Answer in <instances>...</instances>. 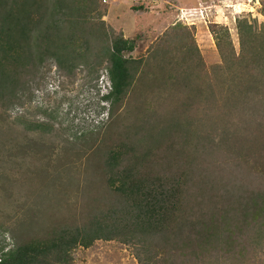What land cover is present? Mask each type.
Wrapping results in <instances>:
<instances>
[{
    "label": "trees",
    "instance_id": "trees-1",
    "mask_svg": "<svg viewBox=\"0 0 264 264\" xmlns=\"http://www.w3.org/2000/svg\"><path fill=\"white\" fill-rule=\"evenodd\" d=\"M107 13L100 0H0V120L52 58L68 75L106 63L110 125L127 123L115 135L110 126L87 153L103 180L98 201L50 227L32 211L0 225L15 240L0 242V264H73L77 248L97 241L129 246L139 264H264V21L237 20L239 51L229 29L214 25L221 62L210 69L194 29L177 23L151 45L155 67L127 56L139 37L107 26ZM148 87L157 100L131 106ZM6 162L0 157L3 190L17 181Z\"/></svg>",
    "mask_w": 264,
    "mask_h": 264
},
{
    "label": "rangeland",
    "instance_id": "rangeland-1",
    "mask_svg": "<svg viewBox=\"0 0 264 264\" xmlns=\"http://www.w3.org/2000/svg\"><path fill=\"white\" fill-rule=\"evenodd\" d=\"M216 2L203 5L205 10L194 14L175 16L176 8L172 4L177 5V0H119L116 2L118 16L103 19L107 26L125 31L127 38L139 37L136 51L127 56L143 58L155 67L157 61L153 59L151 45L156 39L177 23L193 28L203 63L210 69L221 62L211 32L214 25L229 29L234 47L239 51L237 20L251 17L264 21L260 0ZM110 3L111 0L107 3L100 0L102 11ZM139 5L150 10L133 11L132 8ZM172 51L175 56L183 53L181 47ZM55 63L52 58L46 59L38 73L29 77L26 92L19 95L21 99L2 112L0 157L7 161L6 173L17 180L11 188L8 185L7 190H3L0 183V225H4L5 230L16 221L24 220L23 216L31 211L34 212L31 218L41 228L50 227L57 220L69 222L81 217L98 201L103 189L100 172L97 173L95 163L86 158L93 147L99 146L106 132L115 128L114 124L110 125L109 103L103 100L110 90L107 64L80 67L68 75ZM36 90L41 91V101L35 100ZM139 90L141 93L143 90L140 97L143 100L131 106L151 103L158 98L157 89ZM24 122L42 124L50 131L27 133ZM124 124L127 126L126 122ZM124 124L116 127L113 135L125 132ZM129 124H138V121L130 118ZM91 133L97 134L96 143L89 142ZM4 241L15 243L9 232H0V242ZM73 256V264H139L132 249L118 241H97L89 249L77 248Z\"/></svg>",
    "mask_w": 264,
    "mask_h": 264
},
{
    "label": "crops",
    "instance_id": "crops-1",
    "mask_svg": "<svg viewBox=\"0 0 264 264\" xmlns=\"http://www.w3.org/2000/svg\"><path fill=\"white\" fill-rule=\"evenodd\" d=\"M109 0H107L108 2ZM112 3L109 4V7H107V10H108V13L107 15L104 17L106 20H108L107 18L108 17H115L118 16V12H116V10H118L119 8V5L118 2L119 0H111ZM217 0H177V5L174 6V3L172 4L173 7L176 8V13H175V16H180L181 14L185 15L187 12H196V11H199L197 9L200 8V5L201 7L204 8L203 5H209L208 3H217L216 2ZM106 2V3H107ZM111 4H113V6L111 7ZM199 6V8L197 7ZM232 8V7H231ZM237 14V13H235ZM174 21V20H172ZM171 21V22H172ZM173 23V22H172ZM119 28H122V27H119ZM125 32V31H124ZM126 36V35H125Z\"/></svg>",
    "mask_w": 264,
    "mask_h": 264
},
{
    "label": "built area",
    "instance_id": "built-area-1",
    "mask_svg": "<svg viewBox=\"0 0 264 264\" xmlns=\"http://www.w3.org/2000/svg\"><path fill=\"white\" fill-rule=\"evenodd\" d=\"M134 2H140V0H133ZM153 2H155L156 0H152ZM104 2L106 3L107 2V0H104ZM205 10V7L203 8V7H201V5H200V8L199 9H197V10ZM198 12V11H197ZM187 14L189 15V14H194V12H187ZM208 18V17H207ZM194 26H196L195 24H193ZM51 86V88H52V85H50ZM41 98H42V96H41V91L40 90H36V96H35V100H38V101H41ZM14 111H18V109H15ZM18 112H20V111H18ZM24 112V111H23ZM23 112H20V113H23Z\"/></svg>",
    "mask_w": 264,
    "mask_h": 264
}]
</instances>
